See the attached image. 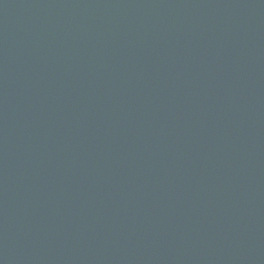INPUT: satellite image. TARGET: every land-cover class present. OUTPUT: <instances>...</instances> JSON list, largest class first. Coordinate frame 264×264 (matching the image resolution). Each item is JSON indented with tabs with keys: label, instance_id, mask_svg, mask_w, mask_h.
Returning a JSON list of instances; mask_svg holds the SVG:
<instances>
[{
	"label": "water",
	"instance_id": "water-1",
	"mask_svg": "<svg viewBox=\"0 0 264 264\" xmlns=\"http://www.w3.org/2000/svg\"><path fill=\"white\" fill-rule=\"evenodd\" d=\"M0 264H264V0H0Z\"/></svg>",
	"mask_w": 264,
	"mask_h": 264
}]
</instances>
